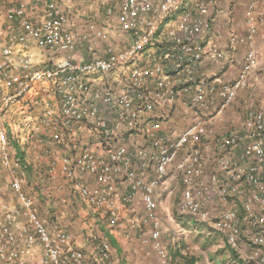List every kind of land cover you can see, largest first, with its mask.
<instances>
[{
	"label": "built area",
	"instance_id": "obj_1",
	"mask_svg": "<svg viewBox=\"0 0 264 264\" xmlns=\"http://www.w3.org/2000/svg\"><path fill=\"white\" fill-rule=\"evenodd\" d=\"M209 2L212 0L195 2L171 19L184 0H118L120 28L130 35L128 45L122 49L108 46L105 56L84 62L71 60L76 36L67 14L55 1H23L6 9L0 26V173L7 175L16 203H0V264H115L107 240L95 235L92 251L86 250L74 244L73 234L57 219L41 214L33 197L24 190L25 167L16 146L23 149L37 134L63 143L76 134L78 127L90 128L108 139L111 125L98 102L114 114L119 126L134 131L139 128L141 115L153 108L154 90L173 99L178 85L188 83L194 84L191 101L198 109L215 105L210 117L221 115L237 92L247 86L248 75L256 65L255 35L257 25L264 23V13L255 11L257 0L248 3L245 33L229 38L231 46L246 45L244 60L235 79L222 85L215 95L214 88L210 93L212 88L195 75L196 64L205 55L212 60L222 58L214 45L205 49V39L211 32ZM112 11L108 7L107 13ZM88 28L97 38L104 37V30L94 24H88ZM159 35L162 38L157 41ZM155 43L169 45L166 57L151 49ZM35 48L51 58L38 61ZM142 54L148 67L137 63ZM57 55L62 58H52ZM122 69L128 74L126 85L119 90L105 87L95 91L86 80L91 75ZM148 78L154 82L152 88L146 84ZM205 125V117L196 116L177 138L152 136L150 148L138 149V159L151 160L154 167L148 181L137 176L134 161L122 146L110 147L106 154L84 149L74 156L54 158L48 174L54 177L59 171L79 199L104 212L113 225L119 218L115 178L124 172L130 189L122 201L131 203L140 193L143 204L142 214L131 217L130 224L134 228L148 226V235L141 240L166 262L153 192L188 143L189 148L176 163L182 183L179 211L204 223L207 235H221L244 261L264 264V111H248L242 133L218 140L210 161L214 170L203 180L207 160L196 145L205 134ZM150 127L157 129L158 124ZM78 173L93 175L99 185H86ZM215 197L231 201L240 210L228 207L212 215L207 204ZM244 246L249 249L246 254L241 252Z\"/></svg>",
	"mask_w": 264,
	"mask_h": 264
},
{
	"label": "crops",
	"instance_id": "obj_2",
	"mask_svg": "<svg viewBox=\"0 0 264 264\" xmlns=\"http://www.w3.org/2000/svg\"><path fill=\"white\" fill-rule=\"evenodd\" d=\"M44 1H55L68 16L69 27L77 40L76 47L71 53V60L73 62H84L96 57H103L106 54L105 50L108 46L122 49L130 41V35L123 32L120 28L122 20L118 10V0H41L39 4H42ZM198 1L208 0H184L182 6L171 16V19L179 16ZM250 1L212 0L208 4L211 32L205 39V49L208 45H214L222 53V58L212 60L208 55H205L196 64L195 75L196 79L204 80L207 87L212 88L210 93H213L214 88L213 94L216 95L217 90L222 85L228 84L235 79L240 70L247 47L242 43H235V45L231 46L229 38L232 35H243L245 33V12ZM108 7H112V13H107ZM255 11L257 13H264V0H257ZM90 23L94 24L97 29L104 30V37L97 38L95 31L88 28V24ZM84 34L87 35L86 39L81 38ZM160 36L162 35L157 37V41L161 40L160 38L162 37ZM151 49L156 51V46H152ZM33 52L38 61L51 58L49 54L47 55V53L37 48L33 49ZM254 57L256 65L248 75L247 86L237 92L233 102L226 107L221 115L210 117L214 112L215 105H208L205 109H198L191 101L194 93V84L188 83L178 85L177 93L173 99H168L163 91L158 92L156 90V92L154 90L152 94L153 108L151 111L141 115L139 128L134 131H127L125 127L119 126L114 114L106 111L105 107L98 102L100 111L111 125L112 134L108 139L104 138L102 134L86 127H78L76 134L73 137H65L66 139L63 143H59L57 140L51 138L52 142L61 147V153L57 151V156L55 157L54 154L53 158L51 157L48 160L46 164L47 169H45L42 179L43 183H41L42 188L39 189L37 196L39 197L38 200L43 201L53 211L55 219L59 220L62 226L73 234L76 246L92 251L94 244L93 236L96 235L110 243L112 258L115 264H167L166 262H162L149 250L150 246L148 244L142 242L141 237L148 235V226L134 228L130 224L131 217L135 214H142L143 204L140 193L136 194L131 203H124L122 201V197L130 189L124 172L115 178V196L119 218L112 225L109 217L104 212L97 211L83 203L72 191L70 185H64L65 180L61 177L59 171L58 177L60 178H56V174V176L50 177L48 174L50 163L54 158H60L63 155L74 156L84 149L91 150L96 154H106L108 148L122 146L132 157L134 161L133 167L137 176L142 181H148L154 175V167L151 160L143 161L138 159L136 156L138 149L150 148L152 136L168 134L173 138H177L196 116H202L206 119V131L196 146L207 160L202 175V179L205 180L206 175L214 170V166L210 161L211 157L216 153L218 140L222 136L234 132L242 133V122L248 111H264V23L257 25ZM52 58L60 59L62 57L61 55H57ZM137 63L143 67L149 66L143 54L138 58ZM127 74L128 72L122 69L107 74L91 75L86 80L91 83L95 91H100L105 87L119 90L126 85ZM146 84L150 88L154 86V82L149 78L146 80ZM38 99H40V96H38ZM152 123L158 124L157 129L150 127ZM36 137L38 141L44 142L43 144L46 141L50 143V138L43 134H37ZM189 146L187 143L180 150L178 159L169 167L165 179L159 186L155 187L153 192V198L157 205L156 213L160 223V238L165 249L166 243L162 239V234H165V231H163L165 227H163L160 221L162 217V204L168 203L172 194L177 195L178 193V200L181 199L182 183L176 163L183 157ZM17 150L23 152L22 148L18 145L16 146V154ZM235 152L238 154L240 150L238 149ZM23 165L26 173L28 166L24 162ZM78 178L90 187L99 185L95 177L89 173H78ZM5 199L6 197H0V203L12 206ZM228 207L240 210V207L233 206L231 201L225 202L217 197L207 204V208L212 215H217L223 208ZM177 212L179 215L184 216V218H188L187 224L189 227L193 226V223L196 222L190 215L179 211V204ZM181 223L185 225V223ZM201 225L207 229L204 223H201ZM178 228L176 231L180 232V234L185 233L183 228ZM172 244H174V241H172ZM166 252L168 260L167 249Z\"/></svg>",
	"mask_w": 264,
	"mask_h": 264
},
{
	"label": "rangeland",
	"instance_id": "obj_3",
	"mask_svg": "<svg viewBox=\"0 0 264 264\" xmlns=\"http://www.w3.org/2000/svg\"><path fill=\"white\" fill-rule=\"evenodd\" d=\"M23 1L32 4H39L41 2V0H0V26L3 25L2 23L4 21L6 9ZM47 142L48 141H46V143ZM43 143L44 142L38 141L35 136L33 141L25 145L22 149L23 162L28 166L26 168L23 185L24 190L33 197L34 201L38 204L42 212L41 214L55 218L53 211L49 209L48 205L44 204L43 201L38 200L39 197L37 196V193L39 192V189L42 188L41 183H43L42 179L44 177L45 169H47L46 164L48 160H50L51 157L53 158L54 154L56 157L57 151L61 153V147H58V145L52 142L51 139L50 143ZM0 175V197H6V202L15 204V197L9 187L6 175L4 173ZM40 175L41 177H39ZM56 175V178H60L58 177V171H56ZM66 184L67 183L64 181V185ZM178 196V193L177 195L172 194L170 201L165 203L167 204L166 206L165 204H162L161 209L162 217L160 221L163 224V227H165V229L163 228L165 234H162V239L165 241V246L168 251V260L166 263L182 264L183 257L196 258V264H217L222 261L221 257L223 256V258H226V253L221 254L218 250L222 248L224 249V245L226 244L225 240L220 235H207L205 227L197 221L193 223V226L189 227L187 224L188 218H184V216L179 215L177 212V207L180 202ZM181 222L185 223V225ZM178 227L183 228L185 233L180 234V232L176 231ZM172 241H174V244H172ZM248 250V246H244L241 252L242 254H246L248 253Z\"/></svg>",
	"mask_w": 264,
	"mask_h": 264
},
{
	"label": "trees",
	"instance_id": "obj_4",
	"mask_svg": "<svg viewBox=\"0 0 264 264\" xmlns=\"http://www.w3.org/2000/svg\"><path fill=\"white\" fill-rule=\"evenodd\" d=\"M155 46H156V53L162 58L166 57V54H168L167 52L169 51V45L166 43H155ZM17 156L20 158L21 161H23V152L21 150H17ZM218 252H220L221 254L226 253V258H223L222 256L221 257L222 261L218 262L217 264H250L244 261L239 256V254L233 248H231L227 243L224 245V249L223 248L219 249ZM196 260L197 259L193 257L191 258L183 257L182 264H196Z\"/></svg>",
	"mask_w": 264,
	"mask_h": 264
},
{
	"label": "clouds",
	"instance_id": "obj_5",
	"mask_svg": "<svg viewBox=\"0 0 264 264\" xmlns=\"http://www.w3.org/2000/svg\"><path fill=\"white\" fill-rule=\"evenodd\" d=\"M167 261V260H166Z\"/></svg>",
	"mask_w": 264,
	"mask_h": 264
}]
</instances>
